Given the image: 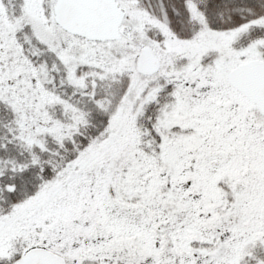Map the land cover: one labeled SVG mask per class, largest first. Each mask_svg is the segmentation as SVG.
<instances>
[{
  "label": "snow or ice",
  "instance_id": "6c2138e0",
  "mask_svg": "<svg viewBox=\"0 0 264 264\" xmlns=\"http://www.w3.org/2000/svg\"><path fill=\"white\" fill-rule=\"evenodd\" d=\"M0 264H264V0H0Z\"/></svg>",
  "mask_w": 264,
  "mask_h": 264
}]
</instances>
